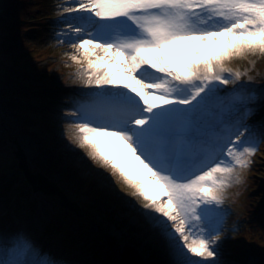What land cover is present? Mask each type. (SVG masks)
Wrapping results in <instances>:
<instances>
[{
  "label": "snow or ice",
  "instance_id": "1",
  "mask_svg": "<svg viewBox=\"0 0 264 264\" xmlns=\"http://www.w3.org/2000/svg\"><path fill=\"white\" fill-rule=\"evenodd\" d=\"M63 11L88 14L70 26V59L100 89L70 112L73 139L156 214L172 264H222L216 209L264 134L226 119L237 110L220 107L215 85L241 78L225 61L264 54V0H75ZM15 243L0 264H27L30 242Z\"/></svg>",
  "mask_w": 264,
  "mask_h": 264
},
{
  "label": "rangeland",
  "instance_id": "2",
  "mask_svg": "<svg viewBox=\"0 0 264 264\" xmlns=\"http://www.w3.org/2000/svg\"><path fill=\"white\" fill-rule=\"evenodd\" d=\"M4 1L6 4L7 0H0V9L3 8ZM51 2L52 0H33L29 2V7L31 9L44 8V5H48ZM32 3L34 4L33 6ZM74 3L75 0H57L55 6H53V8H56L54 13L48 18L44 16L41 20L36 21V23L42 24L47 22L50 28V35L41 42L42 47H40L44 51L41 57H44V60L37 65L45 67L49 70V73L54 74L53 81L44 85V88H47L48 85H53L54 93L65 98H70V96L84 98L87 97L86 94L98 92L100 89L86 88L84 86L85 77L81 75L86 69V64H76L70 59L71 55H77L79 58V54L71 47L69 42L70 39H75L74 33L70 31V26L75 27L80 24L77 17L88 15L87 13H65L63 11L64 7L72 6ZM31 9L28 10L31 11ZM34 13L29 14L30 19L34 15L40 14V12ZM15 44L18 47L19 40ZM263 61L264 54L259 52L242 55L240 65L230 64L225 61V67L233 73L239 72L241 78L239 80L233 79L232 83L227 84L225 88L220 84L215 85L216 88L220 87L217 95L220 101H223L220 105L221 108L229 109L225 102L227 98L238 100V91H248L253 82L258 83L264 80ZM224 75L228 76V73ZM15 76L17 78L20 77L17 74ZM229 78L232 79L231 77ZM228 115L230 116V112L226 113V117ZM69 117L67 116L65 119L67 121L73 120ZM9 123L16 132L12 134L10 141L8 140V144L12 148L3 150L0 147V216L2 217L1 220L8 218L6 227L10 228L9 231L13 238L23 237L31 244L28 252L21 256L20 259L26 261L27 264H30L31 261L33 262L34 259L37 264H48L49 261L54 262L52 257L50 259V256L57 255L59 259L56 264H121L120 255L126 247L132 246L138 250L145 264H172L171 255L165 240L148 220L149 216H155L156 214L152 212L146 216L148 209L143 208L142 199L134 196L132 194L133 190L127 187L118 176H113L111 169L101 167L98 162L93 161L87 154L88 150L86 148L71 146L76 149L75 154L77 156L83 157L87 154L84 157L87 167L79 163L71 166L66 162V164L63 163L61 166L63 168L62 173L51 174L50 171H53L50 168L52 152L56 154L60 149L70 148V143H72L69 139L70 134L62 130L55 131L50 129L46 131L44 137H39L38 135L39 140H37L20 130L21 119L10 116ZM15 142L24 150L31 170L35 172V169H37L38 172L47 174L49 179L61 187L66 194L70 192L69 189H72L75 195H81L83 190L87 198L92 193L98 194L103 208L108 209L105 213L109 215L110 222L107 221L104 224V221L108 220V218L106 219L100 214L96 217L95 222L103 225L105 234L115 239L116 244L113 249L106 247L102 242H98L99 244L95 249V246L91 244L92 240L88 239L96 234L90 230L87 232V236L82 238L84 242L79 243L77 241L70 246V249L65 247V240L63 241L61 232L48 233L47 231L52 224L51 218L57 213L58 199L56 197H46L41 193H33L32 191L29 195L20 197L15 192L14 187L10 197L8 199L5 198L4 194H2L4 186L10 181L13 184V182L17 181L18 176H22L21 173H19L20 175L18 173L15 175L8 172L4 173V169L11 162V157H14ZM53 146L54 149L51 151L50 149ZM250 161L252 167L257 168L255 172L259 168L264 169V154L260 151H256ZM67 175L70 177L66 178L65 176ZM85 175L90 176L91 181L88 178L86 179ZM237 175L239 176V182L234 180L231 186L225 190L223 204L216 209L218 213L216 226L220 229V238L216 242L219 252L218 260L222 264H257V259L247 257L241 249L237 251L236 249L239 247L235 246L236 244L232 242V238H227L231 236L230 231L236 227L235 222L233 223V218L239 212L240 202H243L244 178L248 176V173L238 169ZM77 191H80V193ZM83 195L85 194L81 196ZM73 199H75L73 201L80 203L83 198L76 199L73 197ZM14 218L18 219V226L15 228L9 223ZM75 219L77 220L78 218ZM91 239L95 241L93 236ZM85 247L88 249L83 253V248ZM13 248H15V245ZM229 250L231 252H228Z\"/></svg>",
  "mask_w": 264,
  "mask_h": 264
},
{
  "label": "trees",
  "instance_id": "3",
  "mask_svg": "<svg viewBox=\"0 0 264 264\" xmlns=\"http://www.w3.org/2000/svg\"><path fill=\"white\" fill-rule=\"evenodd\" d=\"M30 1L33 0H7L6 4L4 1V6L0 9V147L3 150L12 148L8 144V140L10 141L12 134L16 132L9 123V117L12 116L21 119V131L37 140H39V137H44L46 131L50 129L62 130L70 134L69 139L72 141L71 145L69 144L70 148L60 149L56 154L52 152L50 168L54 172L50 171L51 174L62 173L63 168L61 166L66 162L71 166L79 163L87 167L84 157L88 153L83 157L75 154L76 149L72 147H77L78 144L73 139L74 132L70 128V121L65 118L70 116V112L79 104L84 103L88 97L70 96V98H65L54 93L53 85L44 88V85L53 81L54 74L49 73V70L45 67L37 65L44 60V57L41 58L44 51L40 47H42L41 42L50 35V28L47 22L42 24L36 23V21L41 20L44 16L46 18L50 17L56 9L53 6H55L57 0H52L50 4L44 5V8L36 9L29 7ZM28 9H31V11ZM32 12L33 14H35L34 12H40V14L34 15L30 19L29 14ZM18 40L19 46L17 47L15 42ZM35 59L38 60L35 61ZM227 61L230 64L240 65L241 56L233 57ZM16 74L20 77L17 78ZM225 86L222 85L223 88ZM238 94V100L229 98L225 100L229 109L235 108L237 110L234 113L230 112V116L228 115L226 119L231 122L242 119L245 125H253L252 131L256 137H262L264 129L260 128V122L264 121V80L258 83L253 82L248 91H238ZM248 109H251L254 114L245 116ZM69 118L74 119L71 116ZM54 146L51 147V151ZM257 151L264 154V138L259 139ZM255 170L257 168L252 167L251 163L246 169H243L248 173V176L244 178L242 192L244 199L242 203L240 202L239 212L233 218V223L235 222L237 228L231 230V236L227 238H232V242L236 244L235 246L239 247L236 249L237 251L241 249L247 257L257 259V264H264V169L259 168L257 172ZM6 172L20 175L14 157H11V162L4 169V173ZM85 176L86 179L90 180L91 174ZM65 177L69 178L70 176ZM65 181L67 182V180ZM14 187L15 192L20 197L29 195L31 192L30 186L22 176H18L17 181L13 184L10 181L4 186L2 194L6 199L10 197ZM70 190L74 193L72 189ZM77 192L80 193V191ZM82 194L86 193L82 190ZM92 194L89 196L90 199L87 198V200L89 202L94 200L96 203L101 204L98 194ZM56 209L57 213L51 218L52 224L47 232H61L67 249H70V246L77 241L79 243L84 242L82 238L87 236L93 219L86 214L83 218L76 220L70 212L62 210L58 205ZM92 236L95 241L91 239ZM92 236L88 240H92L91 244L96 249L100 239L97 235ZM87 249V247L83 248V253ZM228 252H231V250Z\"/></svg>",
  "mask_w": 264,
  "mask_h": 264
},
{
  "label": "water",
  "instance_id": "4",
  "mask_svg": "<svg viewBox=\"0 0 264 264\" xmlns=\"http://www.w3.org/2000/svg\"><path fill=\"white\" fill-rule=\"evenodd\" d=\"M14 158L17 160V168L22 174L25 182L30 186L33 193H41L46 197H56L58 199V206L62 210L70 212L75 218H83L86 214L93 219L90 224V231L96 234L100 242H102L106 247L113 249L116 241L114 238L105 234L103 225L98 224L96 217L102 215V217L108 218L104 221V224L109 221V215L105 213L108 209L103 208L102 204L96 203L94 200L89 202L87 200L86 194L81 196L80 194H73L69 189V195L62 191L61 187L57 186L54 182L49 179V176L38 172H35L29 167L27 157L21 146L15 142V151L13 152ZM72 196V198H71ZM83 198L80 203L73 200ZM85 197V198H84ZM89 202V203H87ZM89 219V218H88ZM121 264H145L141 259L138 250L132 246H128L124 249V252L120 255Z\"/></svg>",
  "mask_w": 264,
  "mask_h": 264
},
{
  "label": "bare ground",
  "instance_id": "5",
  "mask_svg": "<svg viewBox=\"0 0 264 264\" xmlns=\"http://www.w3.org/2000/svg\"><path fill=\"white\" fill-rule=\"evenodd\" d=\"M150 213H152L151 210H148V213L146 214V216L150 215ZM2 217L0 216V258H5L7 257L9 254H10V250L12 249V247L15 245L16 246V239L13 238L11 236V233H10V228H7V221H8V218L1 220ZM80 219V218H78ZM18 219L17 218H14V219H11V221H9V223L12 225V227L14 226L17 227L18 226ZM14 228H11V229H14ZM35 228V227H34ZM51 257L53 258L54 262L53 264H56L57 260L59 259L57 255H54V256H50V259ZM171 259L172 256L170 257ZM192 259H200L198 257H192ZM66 261V260H65ZM34 264H37V262H34Z\"/></svg>",
  "mask_w": 264,
  "mask_h": 264
}]
</instances>
